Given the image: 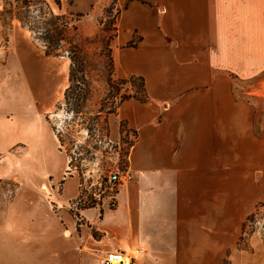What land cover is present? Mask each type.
Masks as SVG:
<instances>
[{"label": "crops", "instance_id": "obj_1", "mask_svg": "<svg viewBox=\"0 0 264 264\" xmlns=\"http://www.w3.org/2000/svg\"><path fill=\"white\" fill-rule=\"evenodd\" d=\"M115 8L114 75L143 78L148 96L118 108L136 138L115 206L80 207L65 187L17 203L16 190L0 205V264H102L112 252L135 264H264L261 237L241 244L264 203V0ZM37 58L30 73L43 77Z\"/></svg>", "mask_w": 264, "mask_h": 264}, {"label": "rangeland", "instance_id": "obj_2", "mask_svg": "<svg viewBox=\"0 0 264 264\" xmlns=\"http://www.w3.org/2000/svg\"><path fill=\"white\" fill-rule=\"evenodd\" d=\"M98 1L0 0V205L16 190L17 203H45L41 189L65 187L80 207H114L110 177L121 173L125 180L136 138L118 120V108L124 95L141 93L137 82L123 85L114 75L115 0ZM37 56L46 62L43 77L30 73L43 66ZM254 213L243 226L244 246L255 234L264 241V207Z\"/></svg>", "mask_w": 264, "mask_h": 264}, {"label": "trees", "instance_id": "obj_3", "mask_svg": "<svg viewBox=\"0 0 264 264\" xmlns=\"http://www.w3.org/2000/svg\"><path fill=\"white\" fill-rule=\"evenodd\" d=\"M74 67H75V63L73 64L72 69H71V72H70V84L73 83ZM120 82L123 85H125V84H134L135 82H137L138 85H139L140 93H141V96L140 97L135 96V95H124V97L122 99V103L124 101L129 100V99H132V98L133 99H136V100H138L140 102L147 101L148 96H147L146 91H145V83H144L143 78H140V77H132L130 79H121ZM70 93H72V87L71 86H69V88L66 90V93H65V99L67 101H69V94ZM263 207H264V203L260 204L258 208L260 209V208H263ZM258 208L256 209V211L259 210ZM254 218H255V213H252L248 217L247 222L248 223L249 222L251 223L252 221H254ZM246 228H247V226L244 227V229H246ZM244 234L247 235V233H245V230H244ZM241 240H242V238H241Z\"/></svg>", "mask_w": 264, "mask_h": 264}, {"label": "built area", "instance_id": "obj_4", "mask_svg": "<svg viewBox=\"0 0 264 264\" xmlns=\"http://www.w3.org/2000/svg\"><path fill=\"white\" fill-rule=\"evenodd\" d=\"M120 181H121V173L113 174L110 177V182L113 183L114 186L116 187H117V184L120 183ZM81 201H82L81 199H78L76 203L81 202ZM111 205L115 206V203L113 202ZM102 264H135V260L133 258L128 257L123 252H112V253L107 254L103 258Z\"/></svg>", "mask_w": 264, "mask_h": 264}]
</instances>
